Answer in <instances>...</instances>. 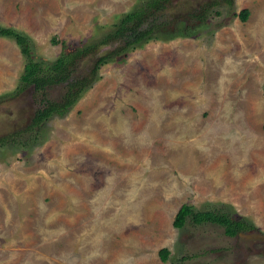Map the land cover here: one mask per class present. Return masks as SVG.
I'll return each mask as SVG.
<instances>
[{
	"label": "rangeland",
	"instance_id": "rangeland-1",
	"mask_svg": "<svg viewBox=\"0 0 264 264\" xmlns=\"http://www.w3.org/2000/svg\"><path fill=\"white\" fill-rule=\"evenodd\" d=\"M138 1L0 0V24L53 60L62 39L96 49ZM206 1L170 0L166 16L196 23L189 13ZM207 20L223 25L172 36L184 21L168 22L101 64L68 113L45 122L42 142L5 144L0 264H264V0H221ZM23 64L0 36V133L35 107L32 89L15 92ZM184 203L229 209L251 228L231 236L190 217L174 226Z\"/></svg>",
	"mask_w": 264,
	"mask_h": 264
},
{
	"label": "trees",
	"instance_id": "trees-1",
	"mask_svg": "<svg viewBox=\"0 0 264 264\" xmlns=\"http://www.w3.org/2000/svg\"><path fill=\"white\" fill-rule=\"evenodd\" d=\"M169 1L139 0L132 10L116 15L112 27L97 38L96 49L91 48L92 43L74 47L68 45L64 39L60 40L62 51L53 60L37 54L35 43L28 33L13 26L0 24V36L14 39L24 57L23 70L15 92L20 93L30 88L35 97V107L28 114V119L21 126L0 133V150L5 144H11L14 148L25 151L28 146L42 142L44 136L41 128L45 122L68 113L99 77L98 68L101 64L123 61L129 48L136 47L150 38H158L156 32L168 29V22L184 21L177 33L168 32L172 36H195L203 28L214 32L223 25V22H217L209 26L207 20V14L214 6L220 4L221 0H208L198 9L190 11L189 17L197 20L193 24L180 19V16L167 17ZM225 2L233 4V0ZM214 12L220 13L218 9H214ZM248 14L249 9L246 7L237 13L241 20H245ZM52 41H56L55 36L52 37ZM79 55L86 61L91 55H94L95 59L92 58L90 64L85 61V64H79L77 61ZM33 129L35 133L28 134ZM187 217H190L194 224L217 223L223 226L225 234L231 236L251 228V224L244 217L218 206L195 209L184 203L175 213L174 226H182ZM161 252L165 254L166 250L162 248Z\"/></svg>",
	"mask_w": 264,
	"mask_h": 264
}]
</instances>
